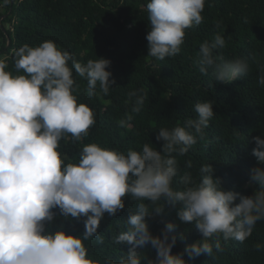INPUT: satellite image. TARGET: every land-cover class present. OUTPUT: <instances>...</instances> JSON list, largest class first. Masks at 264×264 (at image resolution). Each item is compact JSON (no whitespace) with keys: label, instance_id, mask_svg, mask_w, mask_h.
Returning <instances> with one entry per match:
<instances>
[{"label":"clouds","instance_id":"obj_1","mask_svg":"<svg viewBox=\"0 0 264 264\" xmlns=\"http://www.w3.org/2000/svg\"><path fill=\"white\" fill-rule=\"evenodd\" d=\"M205 4L148 0V56L164 60L179 54L186 30L204 22ZM221 24L216 21L215 27ZM225 47L224 36L217 32L201 43L197 63L201 74L231 84L248 74L249 63L245 58L218 57L216 51ZM14 55L19 74L0 63V264H98L85 242L95 237L97 244L104 243L102 220L105 214L115 217L124 210L126 197L136 202L135 210L123 220L124 230L112 236V243L130 247L102 264H189L185 253L193 260L202 255L215 258L223 251L221 237L243 243L264 220V134L253 138L258 166L249 179L252 194L225 190L212 164L202 165L196 179L181 170L177 159L204 138L215 115L213 102L195 103L196 117L182 126L160 128V150L148 143L126 152L84 144L96 119L94 110L78 101L73 72L87 81L89 97L107 96L116 84L108 70L111 61L101 57L78 62L52 40L35 47L24 44ZM258 83L264 86V67ZM127 96L132 112L139 113L147 94L134 89ZM132 119L127 115L119 123L125 126ZM68 139L82 144L75 162L59 150L61 141ZM170 210L179 224H191L202 237L175 254L177 241L186 238L185 232L176 231L178 223L168 222L154 235L148 222ZM58 216L82 220L83 233L70 234L63 224L53 230ZM148 246L155 258L138 251ZM255 248L260 251L264 245Z\"/></svg>","mask_w":264,"mask_h":264},{"label":"trees","instance_id":"obj_2","mask_svg":"<svg viewBox=\"0 0 264 264\" xmlns=\"http://www.w3.org/2000/svg\"><path fill=\"white\" fill-rule=\"evenodd\" d=\"M5 1L7 10L0 11V63L5 64L6 71L19 74L14 67L17 49L47 40L81 63L101 57L111 61L108 70L116 84L107 96L89 97L87 81L73 72L79 86L78 101L88 104L96 119L84 144L97 143L126 152L129 148L139 151L148 143L160 150L163 142L156 140L160 128L182 126L186 119L196 117L195 103L211 101L215 115L204 138L185 156L177 157L179 166L199 179L200 167L212 164L225 190L252 194L249 179L251 170L258 166L252 155L253 138L264 134V86L258 83L264 67V0H206L204 22L186 30L181 52L164 60L148 56V0H0V7ZM216 21H222L220 29L215 27ZM217 32L226 40V47L215 53L218 57L245 58L249 63L248 74L231 84L216 83L211 74L199 72L200 45L211 41ZM134 89L147 94L139 113L132 112L133 103L127 96ZM127 115L133 119L120 125ZM81 147V143L68 139L61 141L59 150L69 162H75ZM135 203L126 197L124 210L115 217L105 214L100 227L104 243L97 244L95 237L85 242L98 264L108 256L115 259L128 251L130 246L112 243V236L124 230L123 220L135 210ZM148 222L154 235L161 234L168 222L178 223L176 231L185 232L186 238L177 241L174 254L202 238L191 224H179L174 210ZM61 224L70 234L84 231L82 220L69 222L59 216L53 230ZM256 244L264 245V220L257 222L252 236L243 243L221 237L223 251L215 258L202 255L193 260L186 253L184 258L189 264H264V248L257 251ZM138 251L149 258L156 255L150 246Z\"/></svg>","mask_w":264,"mask_h":264},{"label":"rangeland","instance_id":"obj_3","mask_svg":"<svg viewBox=\"0 0 264 264\" xmlns=\"http://www.w3.org/2000/svg\"><path fill=\"white\" fill-rule=\"evenodd\" d=\"M7 7H8V5H7V2L5 1V2L2 4V6L0 7V11H1V12H5V11L7 10ZM0 54H2V53H0ZM0 58H1V56H0Z\"/></svg>","mask_w":264,"mask_h":264}]
</instances>
